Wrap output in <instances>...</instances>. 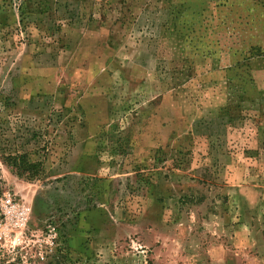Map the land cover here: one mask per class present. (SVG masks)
Wrapping results in <instances>:
<instances>
[{"label":"rangeland","instance_id":"rangeland-1","mask_svg":"<svg viewBox=\"0 0 264 264\" xmlns=\"http://www.w3.org/2000/svg\"><path fill=\"white\" fill-rule=\"evenodd\" d=\"M224 2L0 0L27 264H264V3Z\"/></svg>","mask_w":264,"mask_h":264},{"label":"built area","instance_id":"built-area-1","mask_svg":"<svg viewBox=\"0 0 264 264\" xmlns=\"http://www.w3.org/2000/svg\"><path fill=\"white\" fill-rule=\"evenodd\" d=\"M28 213L29 209L10 194L0 196V264H27L32 258L41 262L54 249L57 233L49 228L44 235L31 234L35 251H25L30 245L25 235Z\"/></svg>","mask_w":264,"mask_h":264},{"label":"trees","instance_id":"trees-1","mask_svg":"<svg viewBox=\"0 0 264 264\" xmlns=\"http://www.w3.org/2000/svg\"><path fill=\"white\" fill-rule=\"evenodd\" d=\"M224 1H225L224 2L225 4L227 2H229V0H224ZM254 1H256V3H260V4L264 3V0H254ZM178 33H180V32L178 31ZM257 51L258 50H256L255 48L250 47V49H248L243 54V55H245V56H243V59H244L243 63H240L238 66H244L245 70L247 71L250 67V62L252 61L251 59L259 55Z\"/></svg>","mask_w":264,"mask_h":264}]
</instances>
